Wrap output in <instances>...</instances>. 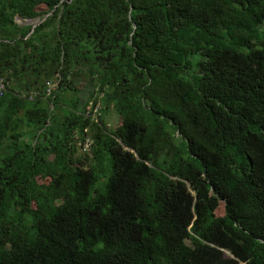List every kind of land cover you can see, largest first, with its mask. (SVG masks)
<instances>
[{"label":"trees","instance_id":"1","mask_svg":"<svg viewBox=\"0 0 264 264\" xmlns=\"http://www.w3.org/2000/svg\"><path fill=\"white\" fill-rule=\"evenodd\" d=\"M0 82V264H264V0H0Z\"/></svg>","mask_w":264,"mask_h":264},{"label":"rangeland","instance_id":"2","mask_svg":"<svg viewBox=\"0 0 264 264\" xmlns=\"http://www.w3.org/2000/svg\"><path fill=\"white\" fill-rule=\"evenodd\" d=\"M105 121L107 122V124L109 125L110 128H114L118 123V119H117L116 115L111 111L105 116ZM217 215L218 216L223 215V206L222 205H220V207L217 211Z\"/></svg>","mask_w":264,"mask_h":264},{"label":"built area","instance_id":"3","mask_svg":"<svg viewBox=\"0 0 264 264\" xmlns=\"http://www.w3.org/2000/svg\"><path fill=\"white\" fill-rule=\"evenodd\" d=\"M4 89H5L4 84L2 82H0V96L2 95Z\"/></svg>","mask_w":264,"mask_h":264}]
</instances>
